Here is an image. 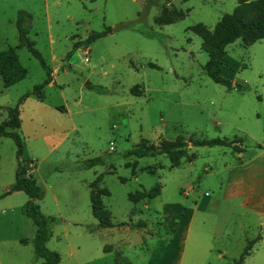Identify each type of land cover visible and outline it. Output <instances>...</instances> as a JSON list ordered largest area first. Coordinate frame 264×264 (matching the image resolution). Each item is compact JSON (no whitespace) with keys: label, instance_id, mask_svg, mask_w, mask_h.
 I'll return each instance as SVG.
<instances>
[{"label":"rangeland","instance_id":"374dc122","mask_svg":"<svg viewBox=\"0 0 264 264\" xmlns=\"http://www.w3.org/2000/svg\"><path fill=\"white\" fill-rule=\"evenodd\" d=\"M235 4L236 0H0V50L15 47L27 70L8 88L0 81V120L7 118L6 107L14 106L45 77L37 59L24 46L16 47L18 10L29 13L27 37L54 70L55 83L43 86L42 104L33 95L19 104L17 132L20 159L27 162L42 191L35 203L43 215L55 218L45 246L58 253L56 264H231L253 239L242 264H264V219L238 208L237 200L231 201V208L210 205L208 228L200 229L201 241L194 249L198 212L183 242L187 212L180 214L182 209L173 207H191L203 197L220 200L227 167L240 161L254 159L256 167L245 175L249 179L255 174L264 182V37L249 45L236 39L224 47L239 63L231 83L244 84L240 92L206 75L202 65L207 55L200 37L189 29L200 24L212 30ZM176 11L182 13L180 18ZM104 28L109 33L72 49L90 31ZM86 82L104 91L86 88ZM177 136L236 139L245 155L239 157L229 146L191 145L192 160L170 168L165 154H128L140 138L157 144ZM96 156L100 164L81 167L82 160ZM16 167L15 144L1 137L0 195L14 181ZM155 184L157 195L137 202L128 199V193ZM90 185L108 191L100 200L112 223L110 230L96 226ZM27 197L19 191L0 198V264L42 262L33 253L35 225L23 211ZM217 208L221 221L215 219Z\"/></svg>","mask_w":264,"mask_h":264},{"label":"trees","instance_id":"16d2710c","mask_svg":"<svg viewBox=\"0 0 264 264\" xmlns=\"http://www.w3.org/2000/svg\"><path fill=\"white\" fill-rule=\"evenodd\" d=\"M153 2L154 0H148L149 4ZM181 15L182 13L180 11H176L177 18H180ZM29 21V13L23 10L17 11L15 18L17 31L16 47L24 46L30 55L37 59L44 71L45 77L40 84L34 85L31 91L24 93L14 106L5 108L7 118L0 122V137H9L13 140L17 167L14 172V181L0 196L16 191H21L28 196L27 201L23 205V211L31 218L32 223L35 225L32 241L34 256L42 259L41 264H56L59 261L58 253L49 250L45 246V242L51 235L50 226L55 222V218L45 216L39 211L35 201L41 198L42 191L35 184L34 178L29 173L27 162L25 163L20 159L22 154V141L17 132L20 124L18 106L28 94L35 95L36 98L41 99L43 97V86L50 80V67L35 49L33 41L27 37ZM189 29L200 37V47L207 55V60L202 65V69L206 75L213 82L224 85L227 89L233 88L240 92L244 91L246 88L244 84L231 83L235 73L238 71L239 63L226 54L224 47L236 39H239L243 45H249L264 37V0H236L232 11L222 14L212 30H208L200 24L192 25ZM107 33H109L108 28L100 31H90L83 40L75 42L72 45V49L80 45L87 46ZM148 66L157 68L153 63H148ZM26 74V68L18 61L15 47H7L0 50V81L3 88H8L23 79ZM87 87L97 92L104 91L103 87L91 83H87ZM235 140L217 137L194 139L189 137L188 139H183L182 136H177L173 140L160 139L157 144H153L148 143L145 138H140L139 142L128 154L136 157L153 156L156 153L165 154L169 160V167L173 168L179 167L182 161L192 160L193 154L187 153V145L229 146L232 150L238 152L240 148L234 145ZM101 162L102 159L100 157H91L82 160L81 167L89 168ZM99 179L100 175L95 178L96 181ZM90 187V209L93 217L97 220L96 226L101 228L112 226V223L108 219L106 209L100 200V196L107 195L108 191L103 187L95 188L92 185ZM158 190L159 185L155 184L148 190L142 189L128 193V199L132 202L144 200L157 195ZM175 207H178V205H175ZM254 241L255 239L247 241L240 254L232 260L231 264H242Z\"/></svg>","mask_w":264,"mask_h":264},{"label":"crops","instance_id":"0c3cea01","mask_svg":"<svg viewBox=\"0 0 264 264\" xmlns=\"http://www.w3.org/2000/svg\"><path fill=\"white\" fill-rule=\"evenodd\" d=\"M47 65L49 66V64H47ZM50 68H51L50 80L46 84V86H48V87L50 84L55 83L54 75H53L54 70H52V67H50ZM85 87L88 88L87 82L85 83ZM28 95H32V94H28ZM42 95H43V93H42ZM33 96H35V95H33ZM36 99H38V98H36ZM38 102H40L42 104L44 102V98L42 97L41 99H38ZM61 109H62V111L66 112L64 106H61ZM234 145H236L240 148V151L236 152L238 154V156L239 157L244 156L245 152H243L240 142H238V141L234 142ZM214 146H217V145H214ZM191 149H192L191 145H187V153L188 154H190L189 151ZM190 161H182L181 165L185 162H190ZM247 165H249V166L252 165V166L249 167ZM255 167H256V164H254V159H250L247 163L240 161L237 165L227 167L228 168V170H227L228 175H227V178H226V181L224 184L225 186L223 188V191H221V189H220V194H221L220 200H218L217 198H214V197L211 199H206L203 197V199L201 201L194 200V203L192 204L191 207H187V208L182 207L181 204H175V205H178V207H175V205H174V208L176 210L182 209L180 211V214L182 212H187V217L184 220L185 221V223H184L185 234H184L183 242H185L187 237H188L193 219L196 216V212H198L197 213L198 225L196 226L195 230L198 229V233L195 235V231H194V234L192 237V242H191V248L194 249L197 246V244L199 243V241H201L200 240L201 236H199L200 235V229L202 230V232H204L208 228V225H209V216H208L209 212H208V210L210 208V205L215 204L218 206L220 204H222V205L224 204V205H227L229 208H231L234 206V202H231V201L237 200L236 204H237L238 208L248 209V210L252 211L253 213L257 214L258 217H262L264 219V197L262 196V194L264 193V182L256 179L255 174L252 176V178H249V179H248L249 175L248 176L245 175L247 173V172H245L246 170H248L250 168H255ZM16 192H19V191H16ZM3 196H5V195H3ZM3 196H0V198ZM101 196H103V195H101ZM89 204H90V200H89ZM219 208H217V210H216L215 219L217 221H221V216H220L221 212H220ZM179 220L182 221V217H180ZM214 228L215 227H213V229ZM104 229L110 230L109 227H104ZM214 230L212 233H214ZM240 236H241V234H240ZM259 238L260 237L258 236V239ZM19 242L25 243L26 240L20 239ZM206 243H208V242L205 241V244ZM250 251H251V249H250ZM250 251H249L248 255L250 254Z\"/></svg>","mask_w":264,"mask_h":264},{"label":"built area","instance_id":"2783aa9c","mask_svg":"<svg viewBox=\"0 0 264 264\" xmlns=\"http://www.w3.org/2000/svg\"><path fill=\"white\" fill-rule=\"evenodd\" d=\"M111 148V147H110Z\"/></svg>","mask_w":264,"mask_h":264}]
</instances>
